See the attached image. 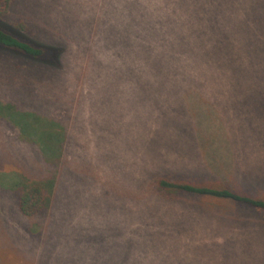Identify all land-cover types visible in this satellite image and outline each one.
Returning a JSON list of instances; mask_svg holds the SVG:
<instances>
[{
    "label": "rangeland",
    "instance_id": "374dc122",
    "mask_svg": "<svg viewBox=\"0 0 264 264\" xmlns=\"http://www.w3.org/2000/svg\"><path fill=\"white\" fill-rule=\"evenodd\" d=\"M157 1L12 0L3 23L63 51L52 66L0 48V264H264L262 211L155 186L264 197V0L247 26L255 42L230 50L244 65L255 56L257 86L204 92L168 85L180 57L165 40L147 71ZM175 6L191 32L246 30ZM19 181L52 186L48 210L24 217Z\"/></svg>",
    "mask_w": 264,
    "mask_h": 264
},
{
    "label": "trees",
    "instance_id": "16d2710c",
    "mask_svg": "<svg viewBox=\"0 0 264 264\" xmlns=\"http://www.w3.org/2000/svg\"><path fill=\"white\" fill-rule=\"evenodd\" d=\"M157 4L159 7L154 12L150 11L152 16L149 26L151 47L148 46L150 55L147 57V62L151 61H149L150 65L147 71L153 75L159 72L153 61L162 56L157 53V49L162 46L165 40L164 45H167V49H170V58H174L176 55L180 57V68L177 69V75H174L175 69L171 71L172 73L161 71L169 76V86L188 87L189 89L201 91L208 89L220 91L221 89L240 87L255 88L257 86L258 78L256 75H258V69L255 53L252 61L244 65L238 58L234 57L230 50L236 47V50L240 52L244 47L243 41L249 40L248 37L251 38L252 43L255 42V39L251 37V35H254L253 29L249 30L247 26L255 23L259 0H181L182 6L185 7L183 12L185 16L197 17V12H199L200 15L209 16L207 21L210 22L213 18L215 21L219 18L221 22V20L225 21V17L232 18L234 16L236 22L239 23L237 25H240L239 18L242 17L246 30L243 27L240 29L233 25L225 29L221 24V29H203L191 32L189 29L184 28L185 25L180 26L181 24H178L175 0H158ZM11 7L12 0H0V48L16 52L35 62L53 66L58 61L53 56H59L63 48L55 49L30 40L22 34L28 32L24 22L18 23L17 30L11 29L3 23ZM161 14L166 24V27L163 28L164 32L160 31ZM155 16L160 17L158 24ZM178 27L181 33L180 38L177 34ZM152 39L154 42H151ZM252 43L250 45L251 52L253 50ZM238 56L236 54V57ZM138 57L139 53L135 41L131 57V62L134 65L138 63ZM152 85L161 86L160 83H152ZM215 103L217 104V102ZM216 104L209 106L212 107ZM225 123H227V120ZM50 151L49 148L47 154ZM155 186L161 192L185 193L229 201L264 213V197L250 196L236 191L227 183L215 181L212 184H193L158 178L155 180ZM51 189L52 186L47 190L46 186L40 183L22 184L20 181L16 182L13 190L17 191L18 208L21 214L24 217L33 218L48 210Z\"/></svg>",
    "mask_w": 264,
    "mask_h": 264
}]
</instances>
